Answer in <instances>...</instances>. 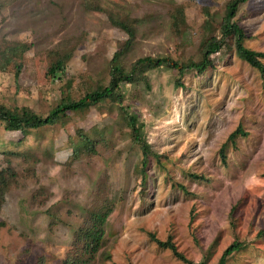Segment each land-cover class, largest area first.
<instances>
[{
  "label": "rangeland",
  "instance_id": "rangeland-1",
  "mask_svg": "<svg viewBox=\"0 0 264 264\" xmlns=\"http://www.w3.org/2000/svg\"><path fill=\"white\" fill-rule=\"evenodd\" d=\"M227 1L100 3L140 19L119 59L128 70L144 56L197 60L201 41L220 37ZM174 3L184 7L180 35L168 16ZM234 19L245 33L243 45L264 51V0L240 4ZM127 39L106 12L82 0H0V41L29 45L16 77L10 67L0 70V102L47 114L62 97L106 84L110 60ZM225 41L202 74L145 69L146 83L137 76L119 84L121 103L108 99L67 112L64 123L25 134L0 126V166L3 153L15 151L18 172L0 206V264H61L73 230L98 196L116 199L90 264H185L154 241L169 237L194 262L215 264L237 240L245 247L226 264H264V237L257 236L264 227V75L236 54L232 37ZM63 50L71 51L63 72L49 75L52 54ZM120 106L142 123L154 154L144 180ZM238 126L245 135L229 144L223 163L219 148Z\"/></svg>",
  "mask_w": 264,
  "mask_h": 264
},
{
  "label": "trees",
  "instance_id": "trees-1",
  "mask_svg": "<svg viewBox=\"0 0 264 264\" xmlns=\"http://www.w3.org/2000/svg\"><path fill=\"white\" fill-rule=\"evenodd\" d=\"M247 0H229L225 4L224 14L221 23L219 24L220 37L209 34L200 43L199 57L197 60L188 59L186 61H178L171 56H144L139 57L133 61L128 70L120 64V56L124 53L136 37L137 26L140 22L139 18L130 17L127 11H114L100 3V0H82L83 5L104 11L107 14L108 21L123 30L128 39L125 46L113 54L110 60L109 80L106 84H96L94 88L85 92L78 98H71L70 96L62 97L47 114H40L27 106H7L0 102V126L4 131L16 132L23 134L32 129H40L46 125H54L56 123H64L67 118V112H84L92 105H96L105 100H113L121 103L123 95L119 89L120 83H129L136 80L137 76L143 79L146 83V76H142L143 70L164 66L173 68L178 73H183L186 70H196L202 74L204 70L212 64L210 55L220 51L225 45V39L232 37L234 40L236 54L246 61L249 65L256 68L262 75H264V51H255L243 45V38L245 33L243 29L237 24L234 19L238 6ZM168 16L172 30L177 35L182 33L185 25L184 7L181 4H171L168 11ZM29 45L25 42L19 41H0V70H5L7 67L11 68L16 77L20 71L23 59V53L28 49ZM71 51H56L52 54V60L47 66V73L51 76H56L58 72H63L64 65L69 59ZM178 81V80H177ZM69 84V82H68ZM125 114L130 129L131 140L138 146L140 152L139 165L141 172H144L149 157L154 155L149 143L145 139L142 123H138L137 118L132 115L126 108L120 106ZM245 135V132L240 126L229 133L226 140L219 148L221 161L226 160V149L229 144H235L237 136ZM93 145L90 142L86 149H92ZM76 150L73 151V156L76 155ZM5 165L0 166V206L4 202V196L11 188L12 184L17 181L18 172L13 165V157L17 155L15 151H6L3 153ZM72 156V157H73ZM196 178L205 179L204 176L195 175ZM145 179V173L142 175ZM100 188L98 192H100ZM34 196H38L34 194ZM115 196L111 198L97 197L90 207L86 209L84 218L80 224L73 230L72 238L69 242L68 248L61 257V264H90L99 253L102 247L106 224L108 217L115 205ZM52 223V220L49 222ZM4 223L0 221V227ZM258 237H264V227L257 232ZM154 241L162 248H169L173 255L184 262L185 264H206L205 261L194 262L187 258L177 247L171 242L170 237L166 240H159L154 238ZM245 243L237 240L232 241L220 254L215 264H226L233 254L244 249ZM109 259L110 254L104 256ZM42 263L40 260L38 264ZM111 264H123L114 263Z\"/></svg>",
  "mask_w": 264,
  "mask_h": 264
}]
</instances>
